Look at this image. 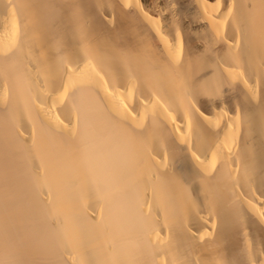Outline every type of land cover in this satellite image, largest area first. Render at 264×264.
Returning <instances> with one entry per match:
<instances>
[{"label": "bare ground", "instance_id": "6f19581e", "mask_svg": "<svg viewBox=\"0 0 264 264\" xmlns=\"http://www.w3.org/2000/svg\"><path fill=\"white\" fill-rule=\"evenodd\" d=\"M0 264H264V0H0Z\"/></svg>", "mask_w": 264, "mask_h": 264}]
</instances>
